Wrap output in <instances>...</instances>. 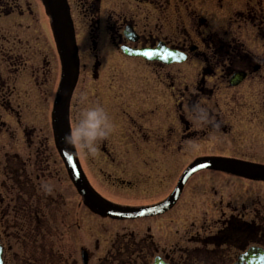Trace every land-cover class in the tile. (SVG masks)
Masks as SVG:
<instances>
[{
	"label": "flooded vegetation",
	"instance_id": "1",
	"mask_svg": "<svg viewBox=\"0 0 264 264\" xmlns=\"http://www.w3.org/2000/svg\"><path fill=\"white\" fill-rule=\"evenodd\" d=\"M253 2L246 0L239 11V0H66L79 58L70 103L71 128L81 108L95 103L105 107L115 125L112 136L94 155L75 148L99 195L122 206L149 207L168 199L184 171L199 158L222 157L264 166V99L261 114L231 116L222 113L219 101V93L236 91L233 101L242 106L237 98L240 91L248 84L264 86V55L248 51L244 42L249 40L240 31L248 25L260 26ZM46 16L42 0H0V264H85V257L92 264L93 259L88 246L78 248L73 241V231L79 227L77 205L73 213L66 209L70 198L65 188L80 194L54 139L52 114L62 78L58 52L60 81L50 113L51 134L29 118L31 107L48 102L45 35L40 29H45ZM32 25L38 26L40 48L34 45L31 50V39L36 37V33L30 35ZM258 31L257 39L264 42V30ZM133 51L149 57L131 55ZM164 52L182 61L167 63L161 59ZM86 78L91 83H84ZM85 84L91 88L81 103ZM197 105L207 109L219 129L201 126L192 118L202 115ZM231 134L234 154L222 153L219 143L214 153L198 152L189 160L176 183L163 184L159 171L178 168L181 163L175 162L176 156L184 157L191 142L197 146L205 139ZM98 165L107 184L132 186L130 170L131 177L138 176L136 185L156 192L159 199L144 205L112 201L96 188L90 167ZM116 168L124 173L117 176ZM204 172L264 188L261 179L203 170L188 180L176 204L162 215L112 220L84 204L102 220L157 225L144 224L142 233L125 234L123 238L130 242L113 245L99 263L264 264V195L251 191L240 201L243 196H218L215 189L214 200L204 202L209 209L218 207L219 216L200 227L192 222L176 240L180 231L174 230L167 216L179 206L191 181ZM153 180H158L156 185Z\"/></svg>",
	"mask_w": 264,
	"mask_h": 264
},
{
	"label": "rangeland",
	"instance_id": "2",
	"mask_svg": "<svg viewBox=\"0 0 264 264\" xmlns=\"http://www.w3.org/2000/svg\"><path fill=\"white\" fill-rule=\"evenodd\" d=\"M256 6L254 16H258V22L256 25H260L259 28L264 30V0H254L253 2ZM243 5L246 6V0L243 1ZM241 0H239L238 10L242 11L243 8ZM261 12V14H260ZM32 31L30 33L31 36L36 33V37H32L31 45H36V47L40 48L38 41V26L32 25ZM258 28V29H259ZM41 33L45 35V53L47 56V101L45 105L31 107V112H29V118L31 122L35 121L37 124L40 122V127H44L49 134H51V116L50 113L53 108V96L54 91L57 90L59 81H60V62L57 55V51L55 48V42L53 39L52 31H51V23L50 18L46 16L45 21V29L41 26ZM256 26L248 25V27H242L240 29L241 33L244 35V38L249 41L244 42L247 50L256 53V55L263 56L264 55V42H261L260 39H257L256 35L261 34ZM44 50V48L42 49ZM187 67V66H186ZM185 67H182L184 69ZM102 82V79L101 81ZM84 83H91L89 78H86ZM91 87H87L85 84L82 88L83 94L82 96L85 98L89 97ZM102 92V91H101ZM236 91H223L222 94L219 93V101L221 103L222 113L226 116L236 115V114H261V102L264 99V86H253V84H248L244 91H240L239 96L242 101V106L238 104L235 105L233 98L236 97ZM239 103V104H241ZM258 103V104H257ZM216 112H219L217 109ZM33 113L36 114V117L33 116ZM39 119V120H38ZM234 137L231 136L218 138L215 140H211L210 138L205 139V143L200 142L197 146L191 142L190 148L185 150V156L182 157L180 155L176 156L177 160L175 162L181 163L178 168H174L173 170H163L159 171L161 179L163 180V184H168L174 182L176 183L177 179L181 175L185 164L193 157L197 155L198 152H208L214 153L216 150L215 147L221 143L222 153L234 154L231 147V139ZM217 140V141H216ZM219 150V148H218ZM230 151V152H229ZM99 166L94 169L90 167L91 171H93L94 182L97 184V189L100 190L105 196L110 198L112 201L119 204H127V205H144L155 202L159 197L156 195V192H148L144 191L142 184L136 185L139 181H136L134 177H131L130 170H128V175L130 174L129 179H132L131 182L134 184L132 186L128 185H120V184H107V177L103 176V174L99 170ZM116 172H118L117 176H121L123 171H119V168ZM127 171V170H126ZM64 182L67 176L63 175ZM160 179V180H161ZM158 180H153L152 185H156ZM67 184V183H66ZM149 185V183L147 184ZM170 187V186H169ZM215 189L219 190L217 192L218 196L221 195H235L240 199V196H243L242 200H246L245 194L250 191L253 192V195H264V188L259 185H253L248 183H242L241 181H235L232 178L222 176L220 174L214 172H204L200 175H197L190 183L189 188L180 202L179 206L167 216L170 222L173 220L174 230H179L180 235L177 236L176 240L184 235L190 227L191 223L195 222L198 227H200L205 221L210 222L213 218H217L219 216L220 209L215 206V208L206 207V202L204 199H212L214 200ZM65 192L67 196L70 198L67 200V210L71 208V212H74L75 206L77 207V221H78V230L73 231V241L76 243L77 247L80 248L82 245L88 246L93 254L92 264H101L99 261H103V258L107 254L108 251L112 249V246H122L130 242L129 238H123L124 235L129 236L130 233L139 230L141 232L142 227L150 224L152 227H156L151 221L143 222V226H141L140 222H113L110 220H102L96 216H93L88 212V210L84 206V201H81V196H77L74 192H71L69 188L66 186ZM237 197H234L235 200ZM73 200V201H72ZM73 202V205H72ZM207 210L208 216L205 218V212ZM164 218V219H167ZM169 222V223H170ZM145 224V225H144ZM171 224V223H170ZM169 225V224H168ZM189 231V230H188ZM195 230H191V233H194ZM142 233V232H141ZM187 233V232H186ZM203 233V232H202ZM183 234V235H182ZM177 242V241H176ZM99 246V248H98ZM98 248V249H97ZM115 252V251H113ZM78 257L80 258V251Z\"/></svg>",
	"mask_w": 264,
	"mask_h": 264
},
{
	"label": "water",
	"instance_id": "3",
	"mask_svg": "<svg viewBox=\"0 0 264 264\" xmlns=\"http://www.w3.org/2000/svg\"><path fill=\"white\" fill-rule=\"evenodd\" d=\"M42 1L46 7V13L51 20L53 37L62 62V78L52 114L55 144L63 158L71 181L83 197L84 204L89 210L102 218L112 220H137L162 215L176 204L188 180L203 170L218 171L248 179L264 180L263 165L236 159L209 157L195 160L184 171L171 196L160 204L143 208L126 207L114 204L99 195L90 185L78 159L75 147L70 148L65 144L64 140L65 135L71 129L69 118L70 103L79 77L78 48L75 42L74 28L68 11V5L66 0ZM131 55L149 57L143 51H133ZM161 57L167 63L182 61L178 60L176 55L169 52H164ZM85 264H87L86 257Z\"/></svg>",
	"mask_w": 264,
	"mask_h": 264
},
{
	"label": "clouds",
	"instance_id": "4",
	"mask_svg": "<svg viewBox=\"0 0 264 264\" xmlns=\"http://www.w3.org/2000/svg\"><path fill=\"white\" fill-rule=\"evenodd\" d=\"M85 97H80L83 103ZM200 116L192 118L199 122L201 126L213 125L214 129H219L220 124L214 117H210L206 108L197 105ZM115 131V125L105 109L99 103L90 104L87 108H81L77 122L73 128L65 135V144L75 147L87 155H94L99 145L107 141Z\"/></svg>",
	"mask_w": 264,
	"mask_h": 264
}]
</instances>
